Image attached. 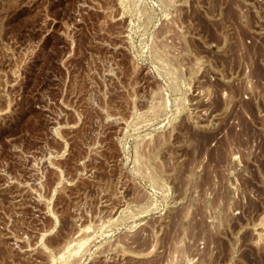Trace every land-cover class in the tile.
<instances>
[{
  "label": "rangeland",
  "instance_id": "374dc122",
  "mask_svg": "<svg viewBox=\"0 0 264 264\" xmlns=\"http://www.w3.org/2000/svg\"><path fill=\"white\" fill-rule=\"evenodd\" d=\"M0 264H264V0H0Z\"/></svg>",
  "mask_w": 264,
  "mask_h": 264
}]
</instances>
